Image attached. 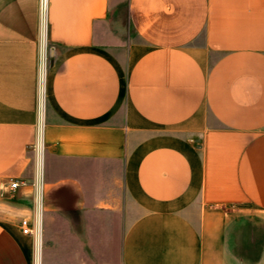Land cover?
I'll return each instance as SVG.
<instances>
[{
  "label": "crops",
  "instance_id": "1",
  "mask_svg": "<svg viewBox=\"0 0 264 264\" xmlns=\"http://www.w3.org/2000/svg\"><path fill=\"white\" fill-rule=\"evenodd\" d=\"M0 264H264V0H0Z\"/></svg>",
  "mask_w": 264,
  "mask_h": 264
},
{
  "label": "built area",
  "instance_id": "2",
  "mask_svg": "<svg viewBox=\"0 0 264 264\" xmlns=\"http://www.w3.org/2000/svg\"><path fill=\"white\" fill-rule=\"evenodd\" d=\"M47 3L48 0H40V11H41V16L44 20L46 18ZM45 64H46V56L42 59V66L44 70H45ZM19 185H20V181L18 180H12L10 183V187L13 189H16ZM20 226L24 234L32 235L38 239L40 238L41 224L37 219L35 220V222H31L29 218H22L20 221Z\"/></svg>",
  "mask_w": 264,
  "mask_h": 264
},
{
  "label": "rangeland",
  "instance_id": "3",
  "mask_svg": "<svg viewBox=\"0 0 264 264\" xmlns=\"http://www.w3.org/2000/svg\"><path fill=\"white\" fill-rule=\"evenodd\" d=\"M118 12H120L121 14H122V17H120L121 19H120V21H118L117 20V22L115 21L114 23H111L110 24V29H111V31H115V30H119V29H121L120 27H121V25H124V23H125V13H126V5H121L120 6V10L118 11ZM117 24V25H116ZM120 25V26H119Z\"/></svg>",
  "mask_w": 264,
  "mask_h": 264
}]
</instances>
